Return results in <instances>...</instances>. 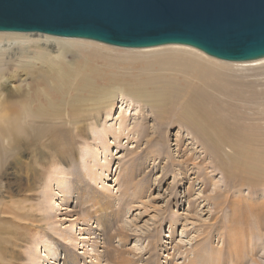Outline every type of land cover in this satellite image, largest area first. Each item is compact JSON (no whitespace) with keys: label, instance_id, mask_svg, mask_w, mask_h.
Here are the masks:
<instances>
[{"label":"rangeland","instance_id":"374dc122","mask_svg":"<svg viewBox=\"0 0 264 264\" xmlns=\"http://www.w3.org/2000/svg\"><path fill=\"white\" fill-rule=\"evenodd\" d=\"M28 34L36 38V33ZM160 46L188 48L179 44ZM26 60L28 65L25 66L22 64L18 68H0L3 73L0 77V93H3L4 88L10 90L12 87L16 90L18 86L20 94L30 90L34 110L39 103L47 107L43 93H38V89L44 88L52 95L51 100L55 104L46 112L33 114L32 128L38 132V129H47L46 134L52 135L54 111L62 115V126H68V118L62 111L65 108L70 111L68 101L71 100L76 103L78 115L90 122V126L87 127L86 135L74 144L71 163L50 165V150L48 147L43 148L40 141L29 145L30 147L27 145V152L22 150L20 159L28 162L30 176L38 181L30 193L16 191V186L12 183V169L6 166V182L0 189V234L4 231L7 234L0 235V239L8 235L11 223L2 210L8 209L14 199H19L23 205L32 204L29 211L33 215L40 214L43 210L55 218H51L44 229L30 225L31 231H21L26 239L14 248L13 264H61L57 260L60 255L59 247L49 236L63 230L72 234L83 233L87 244L84 241L74 250L82 256L81 263L90 260L87 254H92L93 251L88 245L93 239H87V232L89 227L93 231L95 224L92 220H86L88 215L82 211L84 205L77 206L75 199L64 198L71 196L68 188L70 177L66 173L73 171L74 167L83 175V180L91 184L94 193H103L110 198V207L102 209L100 215L112 221L108 232L114 236L113 245L124 256L135 252L140 256H136L138 264L148 259L152 264H197L198 258V264H264V212L260 215L254 209H244L245 206L254 207L264 200V99L256 98L253 103L242 104L226 93H210L209 98V106L217 112L222 128L227 125L230 127L231 124L234 128L241 129L245 121L250 124L253 134L261 137V142L255 140L259 149L254 146L253 137L249 146V153L255 155L253 165L244 157L245 153L234 149L240 140H228L227 134L231 127L219 135L213 131V122L208 114L203 111L194 113L191 110L188 87L198 84L194 74H174L177 78L174 86L186 92V95H181L178 91L168 98L163 93L157 99L142 101L117 93L111 107L102 111L96 120H90L87 115L92 111V102L83 97L87 95L86 89H74L68 82L57 97L50 88L57 65L46 60ZM54 62L61 64L70 74L71 69L80 67L82 61L66 51L63 61ZM241 62H230L231 72L239 75L246 83H254L256 89L264 90V64L250 66L247 64L251 63ZM92 78L98 80L100 86V79L93 75ZM238 78L236 86L239 87ZM157 82L152 87L149 86L148 90L157 88L161 83L159 80ZM224 87L228 90V82ZM152 101L156 103L155 106ZM166 108L175 117L161 125L163 121L158 120L155 112L159 110L166 115L163 111ZM123 117H126V121ZM189 118L203 128L204 140L201 138L209 149L187 128ZM123 129L119 138L114 139V133ZM106 131L108 146L104 149L98 139ZM153 143L155 149L150 152L147 147ZM40 148H43L45 154L36 150ZM132 157L138 160L133 174L129 176L128 161ZM37 160L39 164H34V168H31L30 163ZM55 170L63 172L59 175L63 176V181H52L58 174ZM92 170L94 174L100 173L97 180L91 178L94 176L90 174ZM125 172L128 173L129 180L131 177L128 180L131 186L129 195L123 196L121 192L125 187ZM59 188L64 190L55 195ZM123 235H126L125 241ZM101 238L102 236L98 240L101 241ZM237 239L240 241L238 245ZM83 251L87 253L83 254ZM94 264L107 263L100 261Z\"/></svg>","mask_w":264,"mask_h":264},{"label":"bare ground","instance_id":"6f19581e","mask_svg":"<svg viewBox=\"0 0 264 264\" xmlns=\"http://www.w3.org/2000/svg\"><path fill=\"white\" fill-rule=\"evenodd\" d=\"M28 33L30 32L0 31V68L8 67L10 69L11 66L12 68H18L19 65L22 64L24 66L28 65V61H25V59L46 60L52 64H56V75L50 86L51 90L58 97L60 91L66 87L68 82L74 89L82 91L86 89L87 95H83V97L89 98L92 102V111L87 115V119L90 120H96L102 111L109 109L117 93L129 95L134 99L142 101H147L148 98H151V100L157 99V97L161 96L163 93L169 98L173 93L180 91L174 86L177 81L174 74H186L187 76H193L191 74H194L195 77H197L196 81L198 84L194 85L192 88L188 87V94L191 96V110H193L194 113L203 111L208 114L209 119L213 122V131L219 135L228 131L231 127L232 129L227 134L228 140H240L237 145L234 146V149L245 153L244 157L253 165L255 164V155L249 153V146H251L253 137L254 146L259 149L255 140L259 143L261 142L259 141L261 137L255 136L250 124L245 121H243L241 129H236V127L234 128L231 124L230 127L227 125L222 128L218 120L217 112L212 110L211 106H209L210 93L211 95L215 93L229 94L235 101L241 102L242 104L253 103L256 98L264 99V90L256 89L254 83H246L239 75L231 72V61H224L211 57L187 45H184V47L188 48L176 46L124 48L87 39L57 37L40 32H33L36 33L34 34L36 36L35 38ZM39 51H41V53H39ZM66 51L73 53L79 61H82L80 67H73L71 69L70 74L67 73L61 64L54 62L63 61ZM110 52L114 53L112 54ZM241 63H251L247 64L250 66L260 63L264 64V57L242 61ZM162 72L165 73V75ZM0 73V77H2L3 73ZM92 75L100 79V86L99 81L93 79ZM237 78L239 87L236 86ZM158 80L161 82L159 83L160 85L157 88L153 87V90L149 91L148 87H152V84ZM20 82H22V80H20ZM227 82L229 84L228 90L224 87ZM10 88V90L4 88L3 93H0V189L6 182L4 174L5 168L6 166H10L13 172L12 183L16 186V191L18 193H21V191L30 193L38 181L30 176L28 162H24L20 159L22 150L27 152V145L29 146L35 144L36 141H40L43 143V148L48 147L50 150V165L71 163L74 153V144L79 138L86 135L87 127L90 126V122L78 115L76 103L72 102V100L68 101L65 99L69 102L68 108L70 111L65 108L62 112L68 118V126H62L64 120L62 115L54 111L52 117L55 123L54 129H51L52 135L46 134V132H48L47 129L44 131L38 129L40 131L38 132L31 126L32 116L34 113L46 112L48 108L55 104L51 100L52 95L47 93L44 88L38 89V93H43V100L47 104V107L39 103L38 108L34 110L32 109L34 100L30 90L25 91L24 94H20L18 91L20 86H18L16 90L15 88ZM207 90L209 91L208 93ZM36 91L37 90L34 91V94ZM180 92L181 95H186V92ZM152 103L155 106L156 103L154 101H152ZM163 111L166 115H163L159 110L155 112L158 120L163 121L160 123L161 125L165 122H169L175 117L171 116L172 111L170 109L166 108ZM123 119L126 121V117H123ZM91 123H93V121ZM187 128L190 129V132L195 137L199 138V142L203 143L202 135L204 132L202 130L203 128H201L198 123L194 120L191 122V118H189ZM122 131H124V129L121 131L118 130V133L115 132L113 135L114 139L119 138ZM106 133H108V131L105 133L103 132L101 138L98 139L101 147L104 149L108 146ZM33 137L37 138L34 139ZM154 147L155 143L151 144L147 149L151 152L155 149ZM205 147L207 146L205 145ZM43 148L36 150L45 154ZM207 149L209 148L207 147ZM240 154L242 156V153ZM43 159L44 158H41L40 160ZM137 160L136 157H132L128 161L130 164L129 176L133 174V168ZM43 161H41V164H44ZM34 164L38 165L39 161L37 160L36 162L30 163L31 168H34ZM36 168L37 167H35V169ZM74 168L73 171L65 172L67 176L69 175L70 177L68 188L71 190V196L69 195V197L64 198L75 199L77 206L84 205L82 211L86 216L88 215V219L86 220H92L95 224V229L92 231V228L89 227L87 232L89 235H87V239H93H91V244L88 245L91 247L93 253L87 254V257L90 259L89 261L81 263L82 256L79 252H75L74 248L79 244H83L86 237L82 236L83 233L76 234L73 232L72 234L70 231L65 232L63 230L64 232L59 231L55 233L56 235L51 234V236H49L53 243L59 247L60 255L57 257V260L61 264H94L100 261H106L107 264H138L137 257L140 256L135 252H130L129 256H124L119 249L116 248V245H113L114 236L108 232L112 227V221L109 218L106 219V216L103 217L100 215L102 209L105 210L107 207H110V198H107L103 193H94L91 184L86 182V180L84 181L83 175L76 167ZM37 169H39V167ZM55 172L58 174L52 181L56 183L63 181V176H59L63 172L58 170H55ZM90 174H94V171L92 170ZM99 175L100 173L98 174L96 172L91 178L97 180ZM229 176L232 177L231 175ZM128 180V173L125 172V187L121 192L123 196L129 195L130 193L131 183H129ZM63 190V188H59V191L56 192L55 195H58L59 192ZM21 202L22 201H19V199H14L10 203L11 206L8 205V209L3 208L2 210V213L6 216L5 218L10 219L11 223L9 225L8 235L0 239V264H13L14 248L20 246V243L26 239V237L24 238V234L21 233L22 230L26 229L27 231H31L30 225L43 227L44 229V225L47 224L51 218H54V216L46 214L43 210L42 213H35V215H33L29 211L33 205L31 204L28 206L26 203L23 205ZM244 209L247 211L248 209L249 211H253L254 209L256 211L255 213L261 215L264 212V200L254 205V207L250 205V207L246 208L245 206ZM5 225L7 226V224ZM79 229L83 230L84 228ZM6 234L7 232L4 231L0 235ZM101 236L102 240L99 241L98 239ZM122 237L125 241L126 235ZM237 241L236 244L238 245L240 241L239 239H237ZM84 243H86V241ZM252 246L256 248L255 245ZM100 248L102 249L100 250ZM86 253L87 252L83 251V254ZM198 260L199 258L196 260L197 264L200 263ZM142 264H152V261L148 259Z\"/></svg>","mask_w":264,"mask_h":264},{"label":"water","instance_id":"95a60500","mask_svg":"<svg viewBox=\"0 0 264 264\" xmlns=\"http://www.w3.org/2000/svg\"><path fill=\"white\" fill-rule=\"evenodd\" d=\"M0 31L116 47H194L224 61L264 57V0H0Z\"/></svg>","mask_w":264,"mask_h":264}]
</instances>
